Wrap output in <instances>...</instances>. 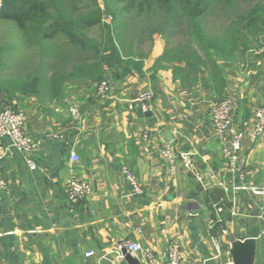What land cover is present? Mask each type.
I'll use <instances>...</instances> for the list:
<instances>
[{"label":"crops","instance_id":"1","mask_svg":"<svg viewBox=\"0 0 264 264\" xmlns=\"http://www.w3.org/2000/svg\"><path fill=\"white\" fill-rule=\"evenodd\" d=\"M155 42L140 70H111L107 99L91 81L66 86L57 99L0 85V104L22 111L26 134L38 142L35 170L17 151L0 163L7 182L0 188V264H128L113 253L122 240L150 248L165 264L172 242L181 246V264H235L234 251L251 244V264H264V196L247 189L264 187V134L252 136L264 107V58L249 51L220 62L221 95L206 70L182 79L166 62L157 67L166 48L160 37ZM143 91L153 94L148 112L130 110ZM222 96L244 134L243 180L225 169L229 143L212 120ZM167 142L179 159L175 173L161 156ZM7 145L0 139V154ZM125 167L143 194H133ZM210 172L222 188L204 186ZM73 176L91 186L90 197L75 206L67 199ZM131 257L142 264L141 253Z\"/></svg>","mask_w":264,"mask_h":264},{"label":"trees","instance_id":"2","mask_svg":"<svg viewBox=\"0 0 264 264\" xmlns=\"http://www.w3.org/2000/svg\"><path fill=\"white\" fill-rule=\"evenodd\" d=\"M63 1H1L0 19L14 22L29 41L42 43L61 38L72 47L65 53L56 47V64L48 79L38 74L22 83L0 79L8 92L48 94L57 99L68 85L108 80L113 69L124 74L140 70L145 55L134 52L137 33L130 32L138 29L141 34L147 30L150 40L160 35L166 41L167 48L157 60V67L166 62L182 79L184 75L194 76L200 68L206 70L218 94L223 95L224 83L221 89L218 87L222 84L219 63H231L263 46L264 0H103L104 8L94 0L92 10L80 16L68 15L61 5ZM241 2L247 7L240 9ZM108 17L111 22H106ZM210 18H221L222 24L209 27ZM129 19H133V27ZM95 28L100 34L92 39L89 32ZM181 33L183 42L170 47V39ZM173 63L184 67L172 66Z\"/></svg>","mask_w":264,"mask_h":264},{"label":"built area","instance_id":"3","mask_svg":"<svg viewBox=\"0 0 264 264\" xmlns=\"http://www.w3.org/2000/svg\"><path fill=\"white\" fill-rule=\"evenodd\" d=\"M254 55L264 58V45L251 51ZM110 92L109 82L107 80L98 84L97 94L102 99H107ZM153 99L151 91H143L137 97L128 103L130 110L138 107L142 112H148L149 105ZM232 105L230 100L223 98L214 102L212 106V120L217 128L219 137L222 140H228L229 147L223 150V156L227 160L225 169L238 176L241 180L244 179L247 168V158L241 154L242 141L244 134L237 129L234 120L231 116ZM26 118L22 111L12 106L0 104V139L7 140L8 145L5 148V153L0 154V163L13 151H17L24 155L25 161L31 170L37 168L35 162L31 158L32 154L37 150L38 142L33 140L25 132ZM264 134V107L258 109L255 114V123L252 136L258 140ZM161 156L168 164L169 170L172 173L177 171L178 156L171 143H164L161 149ZM74 162H78L79 158L72 157ZM185 166L191 169L189 162H185ZM123 174L133 188V194H143V189L135 174L127 167L123 168ZM205 187L218 186L222 188L224 182L218 180L213 173H208L206 176ZM7 182L0 171V188L6 189ZM252 193L258 196H264V187H248ZM91 186L87 182L80 181L75 176L67 183V199L71 206L79 205L90 197ZM219 247L218 244H216ZM124 252L134 255L142 254V264H165L164 261L156 256V254L147 247L140 244L132 243L129 240H122L113 249L116 258H124ZM94 252L86 253V258L94 256ZM183 261V253L181 246L172 242L168 246V264H181Z\"/></svg>","mask_w":264,"mask_h":264},{"label":"rangeland","instance_id":"4","mask_svg":"<svg viewBox=\"0 0 264 264\" xmlns=\"http://www.w3.org/2000/svg\"><path fill=\"white\" fill-rule=\"evenodd\" d=\"M1 1L2 0H0V6ZM93 2L94 0H64L61 5L68 15L80 16L92 10ZM98 3L101 8H104L103 0H98ZM113 5L115 6V4ZM59 6L60 5H58V7ZM246 7V3L241 2L239 4L240 9ZM129 20L131 27H133V19ZM111 21L110 17L106 18V22ZM220 24H222L221 18L219 20L210 18L208 26L213 27ZM218 29L220 28L217 27L216 30ZM216 30L214 29V31ZM98 32L97 28L93 29L89 32V37L97 39L100 34ZM130 32L131 35L137 33L133 48L134 52H137L138 54H149L156 45L155 40L159 37L161 38L162 43H165V48H167L166 41L160 35H154L152 40H150L148 39L147 30H144V34H141L138 29L133 33L132 30H130ZM183 36L182 33L173 36L170 39V47L183 42ZM56 47L64 53L72 51V47L67 46L66 41L61 38L42 43L29 41L27 37L24 36L22 30L18 29L14 22L0 19V79L13 80L15 83H22L30 81L31 77L37 74L38 76H41L42 79H48L55 68Z\"/></svg>","mask_w":264,"mask_h":264},{"label":"water","instance_id":"5","mask_svg":"<svg viewBox=\"0 0 264 264\" xmlns=\"http://www.w3.org/2000/svg\"><path fill=\"white\" fill-rule=\"evenodd\" d=\"M253 256L254 248L251 244H245L244 247H240L233 253L235 264H251ZM124 259L128 264H139L136 259L132 258L131 255L126 252H124Z\"/></svg>","mask_w":264,"mask_h":264}]
</instances>
